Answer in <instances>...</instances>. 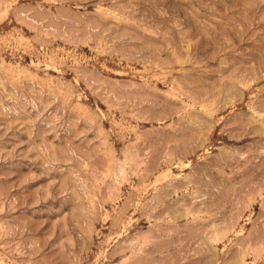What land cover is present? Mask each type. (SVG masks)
<instances>
[{
    "label": "rangeland",
    "instance_id": "374dc122",
    "mask_svg": "<svg viewBox=\"0 0 264 264\" xmlns=\"http://www.w3.org/2000/svg\"><path fill=\"white\" fill-rule=\"evenodd\" d=\"M0 264H264V0H0Z\"/></svg>",
    "mask_w": 264,
    "mask_h": 264
}]
</instances>
